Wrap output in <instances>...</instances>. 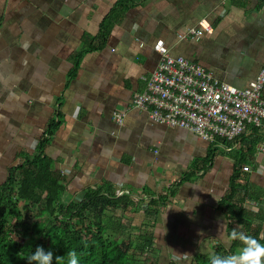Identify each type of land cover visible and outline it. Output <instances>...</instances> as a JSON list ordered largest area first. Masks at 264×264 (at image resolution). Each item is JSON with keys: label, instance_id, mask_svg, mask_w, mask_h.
I'll return each instance as SVG.
<instances>
[{"label": "crops", "instance_id": "0c3cea01", "mask_svg": "<svg viewBox=\"0 0 264 264\" xmlns=\"http://www.w3.org/2000/svg\"><path fill=\"white\" fill-rule=\"evenodd\" d=\"M119 1L128 6L125 11L115 10ZM109 17L112 26L103 35ZM202 20L212 34L180 38ZM159 42L170 56L195 61L218 80L246 88L264 66V3L0 0V169L7 176L35 152L49 127L60 123L45 155L66 179L63 202L103 183L155 196L175 185V198L160 210L153 229L155 249L158 264H190L196 255H213L217 245H233L219 205L231 190L242 150L215 149L192 132L156 123L148 112L132 108L144 78L162 59L155 49ZM87 45L95 49L83 55L72 78L73 56ZM118 113H126L123 125L115 119ZM252 131L243 136V148L252 142ZM254 155V164L240 163V183L253 185L248 202L259 212L264 156L257 150ZM245 165L252 171L243 172Z\"/></svg>", "mask_w": 264, "mask_h": 264}, {"label": "trees", "instance_id": "16d2710c", "mask_svg": "<svg viewBox=\"0 0 264 264\" xmlns=\"http://www.w3.org/2000/svg\"><path fill=\"white\" fill-rule=\"evenodd\" d=\"M127 7L124 1H119L115 10L125 11ZM111 23L110 17L103 21V35L110 31ZM94 49L93 45H87L73 56L72 78L80 68L83 55ZM59 126L60 123H53L48 134L39 141L36 152L27 155L25 162L9 168L6 180L0 183V264H28V260L22 257L30 256L37 247L53 251V264L55 256H64L73 249L78 254L79 264H158L154 231L149 228L155 227L160 213L161 202L157 199L164 200L163 205L168 206L176 191L152 197L144 211L146 224H142L137 240L127 232L123 234V229L125 231L128 226L123 225L124 228L117 232L107 229L105 217L119 209L129 212L131 207L137 208L139 202L127 195L117 198L118 188L103 183L65 204L66 179L61 172L54 170L52 159L45 155V149ZM252 135V142L237 154V170L231 190L221 199L219 207L227 215L229 235L235 229L264 244V210L255 212L248 202L253 185L240 183V163L254 164L256 147L264 140V132L259 129H254ZM214 156L215 152L211 153L203 163L211 166ZM143 193L154 196L150 191ZM232 241L230 249L217 245L214 254L227 255L243 246L238 240ZM209 257L196 255L190 264H210Z\"/></svg>", "mask_w": 264, "mask_h": 264}, {"label": "built area", "instance_id": "2783aa9c", "mask_svg": "<svg viewBox=\"0 0 264 264\" xmlns=\"http://www.w3.org/2000/svg\"><path fill=\"white\" fill-rule=\"evenodd\" d=\"M220 1L225 4L233 0ZM205 33L212 34L213 28L202 20L180 38L199 40ZM108 49L114 51L112 46ZM155 49L162 59L157 69L144 78L145 88L135 94L132 108L148 112L156 123L192 132L225 152L241 151L243 136L253 128H264V66L257 78L241 89L218 80L195 61L170 56L163 42ZM125 117L126 113L115 115L119 125L124 124ZM256 150L258 157L264 156L263 139ZM252 169L251 165L242 168L246 173ZM167 191H175V185ZM125 195L139 200L129 188H119L117 198Z\"/></svg>", "mask_w": 264, "mask_h": 264}, {"label": "clouds", "instance_id": "9594fccd", "mask_svg": "<svg viewBox=\"0 0 264 264\" xmlns=\"http://www.w3.org/2000/svg\"><path fill=\"white\" fill-rule=\"evenodd\" d=\"M184 210H188V208ZM223 236V224H221L219 238L222 239ZM230 238L234 241H240L243 246L227 255H211L209 257L210 264H264V244L259 240L235 229L231 231ZM184 255L185 257L187 256V254ZM22 258H26L28 264H53L54 253L51 250L46 251L43 247H37L35 252H32L30 256ZM55 264H79L78 254L73 249L68 251L64 256H55Z\"/></svg>", "mask_w": 264, "mask_h": 264}, {"label": "rangeland", "instance_id": "374dc122", "mask_svg": "<svg viewBox=\"0 0 264 264\" xmlns=\"http://www.w3.org/2000/svg\"><path fill=\"white\" fill-rule=\"evenodd\" d=\"M39 143L37 144V146L34 148H36L34 151L36 152L37 148H38ZM34 152V153H35ZM44 156V153H43ZM7 176H5V172L3 171V169H0V180L6 179ZM167 195V191H165L163 194ZM144 195V194H143ZM161 195V194H160ZM160 195H157L158 197ZM139 197V200H136L139 202L137 208L136 207H131L129 212L128 210L126 212L123 211V209H119V211H117V213H112L109 214V217H105L104 218V223L105 226L107 227V229L117 232L119 231V229L122 227L124 228V226H128L126 227L127 229H123V234L127 232V235H130L132 237L133 240H137L140 231L142 229V224L145 223V209L148 207V205L150 204L152 197H156L155 195H144L147 196V199H144L142 195H137ZM175 198V196L173 197ZM159 200L160 203V210H162V208L166 207L163 205L164 200L161 199H157ZM137 202V203H138ZM37 209V208H36ZM125 213V215H124ZM36 212L33 214V216H35ZM127 214V218H124ZM124 225V226H123ZM142 226V227H141ZM155 228V227H154ZM153 227H150L149 230H153ZM151 252L145 254L144 256L147 257ZM159 259V258H158Z\"/></svg>", "mask_w": 264, "mask_h": 264}]
</instances>
